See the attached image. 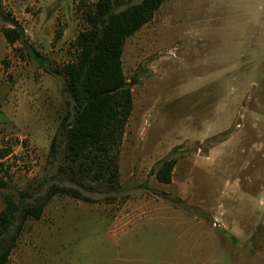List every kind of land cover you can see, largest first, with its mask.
I'll return each mask as SVG.
<instances>
[{
  "label": "rangeland",
  "instance_id": "obj_1",
  "mask_svg": "<svg viewBox=\"0 0 264 264\" xmlns=\"http://www.w3.org/2000/svg\"><path fill=\"white\" fill-rule=\"evenodd\" d=\"M98 3L0 0V211L51 186L90 201L52 197L7 264H264V0H166L125 41L133 105L114 189L73 178L62 157V69ZM11 21L22 43L5 42ZM165 159L168 185L152 174Z\"/></svg>",
  "mask_w": 264,
  "mask_h": 264
},
{
  "label": "trees",
  "instance_id": "obj_2",
  "mask_svg": "<svg viewBox=\"0 0 264 264\" xmlns=\"http://www.w3.org/2000/svg\"><path fill=\"white\" fill-rule=\"evenodd\" d=\"M121 1L99 0L95 15L91 11L84 14L88 30L76 38L77 59L62 69L72 101V113L65 114L60 123L63 160L73 178L110 189L117 186L118 154L133 105L122 71L123 47L129 37L153 19L166 0H141L116 12ZM2 35L8 45L22 43L24 39L22 28L14 21L10 28L2 30ZM35 56L39 57L37 53ZM55 148L54 141L53 153ZM175 164L172 159L158 162L152 169L155 180L168 185ZM56 195L90 202L77 190L58 186H51L45 195L22 204L10 195L4 196L0 211V264L8 263L25 222L38 221L45 205Z\"/></svg>",
  "mask_w": 264,
  "mask_h": 264
},
{
  "label": "crops",
  "instance_id": "obj_3",
  "mask_svg": "<svg viewBox=\"0 0 264 264\" xmlns=\"http://www.w3.org/2000/svg\"><path fill=\"white\" fill-rule=\"evenodd\" d=\"M262 50L264 49V47L261 48ZM262 192L264 193V184H262ZM251 232H249V241L251 240ZM262 246V257H261V260L264 262V242H263V245ZM255 246H254V243H253V247L251 249H253ZM256 249V247L254 248ZM249 251H250V244H249Z\"/></svg>",
  "mask_w": 264,
  "mask_h": 264
}]
</instances>
